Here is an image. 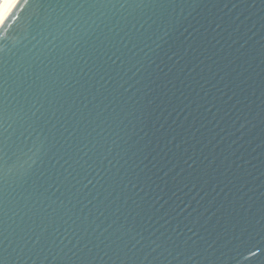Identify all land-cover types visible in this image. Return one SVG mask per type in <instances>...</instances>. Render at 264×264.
Instances as JSON below:
<instances>
[{"label": "water", "instance_id": "obj_1", "mask_svg": "<svg viewBox=\"0 0 264 264\" xmlns=\"http://www.w3.org/2000/svg\"><path fill=\"white\" fill-rule=\"evenodd\" d=\"M0 38L4 264H264V0H17Z\"/></svg>", "mask_w": 264, "mask_h": 264}, {"label": "snow or ice", "instance_id": "obj_2", "mask_svg": "<svg viewBox=\"0 0 264 264\" xmlns=\"http://www.w3.org/2000/svg\"><path fill=\"white\" fill-rule=\"evenodd\" d=\"M17 0H0V24H3L12 13L13 8L16 6ZM2 40V38H0ZM0 50H2V45H0ZM34 115V114H33ZM40 122L33 121V124L29 126H33L35 124H39ZM4 126V110L2 106H0V129H3ZM10 146L4 139V134L0 131V168L8 163V160L5 157L8 155V151H10ZM22 151V150H21ZM250 251V250H249ZM255 255V253H253ZM0 264H4L3 259H0Z\"/></svg>", "mask_w": 264, "mask_h": 264}]
</instances>
